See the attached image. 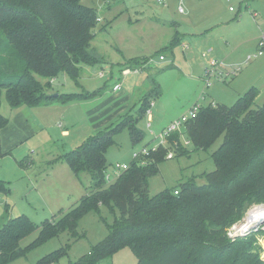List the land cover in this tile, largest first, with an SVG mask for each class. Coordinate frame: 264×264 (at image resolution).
<instances>
[{"label":"rangeland","instance_id":"1","mask_svg":"<svg viewBox=\"0 0 264 264\" xmlns=\"http://www.w3.org/2000/svg\"><path fill=\"white\" fill-rule=\"evenodd\" d=\"M84 2L95 7L101 19L91 45L101 61L81 64L77 81L61 73L50 81L51 95L96 92L94 97L67 104L13 108L7 92H2L1 114L8 124L2 130L5 155L0 159V181L5 191L0 190V227L7 216H27L35 226L20 241L26 254L9 264H40L45 257H57V252L61 257L48 264H75L107 237V224L113 223L114 216L102 205L100 213L92 211L79 221L78 237L60 233L34 245L44 222L69 212L90 192V177L81 174L78 178L64 156L99 131L133 119L143 134L136 144L131 141L128 127L115 135V143L106 155V171L111 172L117 164L130 166L134 153L156 147L165 128L196 103L231 107L239 97L254 90V108L264 104V53L259 55L264 0H168L167 5L158 0ZM180 2L184 13L179 11ZM176 39L180 43L175 46ZM212 60L224 62L225 67L218 70L219 75L211 76L207 88L206 74ZM126 68L132 69V74L124 76ZM136 69L140 72L135 73ZM118 83L122 84V92L115 94L113 88ZM146 98L155 103L150 108L151 128L148 113L138 117ZM66 131L68 135L63 133ZM224 137L206 151L194 150L192 143L185 147L189 155L175 151V158L170 160L167 154L174 148L160 146L162 149L157 151L164 159L159 163V172L149 179L150 195L178 188L192 177L205 184L200 176L215 171L212 155ZM187 138L184 135L182 142ZM138 161L146 163L143 157ZM261 208L264 204L250 206L244 218L230 228L229 238L236 239L234 227ZM253 231L256 247L264 258V224ZM99 264H138V259L131 249L123 248Z\"/></svg>","mask_w":264,"mask_h":264},{"label":"trees","instance_id":"2","mask_svg":"<svg viewBox=\"0 0 264 264\" xmlns=\"http://www.w3.org/2000/svg\"><path fill=\"white\" fill-rule=\"evenodd\" d=\"M98 19L95 7L83 0H0V159L5 155L2 130L8 124L1 114L4 90L13 108L94 97L96 92L54 97L50 81L61 73L77 81L81 64L101 61L91 46ZM179 43V39L173 42L175 46ZM38 77L46 79V84ZM256 94L248 91L231 107L204 106L188 123L187 136L196 151L208 150L225 136L212 155L215 171L200 176L205 184L192 177L178 188L152 197L149 179L159 172L164 159L161 152L154 151L146 163L133 160L130 169L108 186L106 155L115 135L128 127L136 144L143 134L129 119L87 139L64 159L78 178L81 174L90 177L91 190L72 210L44 222L34 245L60 233L78 237L79 221L92 211L100 213L105 205L114 216L113 223L107 224V237L75 264H99L123 248L133 251L138 264H264L254 231L234 240L228 236L250 206L264 204V104L254 108ZM151 102L144 100L139 118L147 114ZM179 140L176 134L170 142ZM178 153L190 152L180 142ZM0 190L5 191L1 181ZM34 230L27 216H7L0 227V264L24 256L20 241ZM55 255L43 258L40 264L61 257L58 252Z\"/></svg>","mask_w":264,"mask_h":264},{"label":"built area","instance_id":"3","mask_svg":"<svg viewBox=\"0 0 264 264\" xmlns=\"http://www.w3.org/2000/svg\"><path fill=\"white\" fill-rule=\"evenodd\" d=\"M83 1H86V0H83ZM158 2L160 4H165L167 5V2L168 0H158ZM179 11L181 13H184L185 10H184V7H183V3L180 2L179 4ZM99 22H101V19L99 18L98 19ZM259 55H262L264 53V35L263 37L260 39L259 41ZM204 56H207L206 54H204ZM161 59H163V57H161ZM225 67V63L222 62V63H219L218 61L216 60H212L210 62V67L209 69L207 70V74H206V78H208L207 80V83H206V87L209 88L211 86V82H210V78L212 75L214 76H217L219 75V72L218 70L219 69H224ZM135 73H138L140 72L138 69L134 70ZM129 74H132V69L130 68H126L123 70V75L124 76H127ZM122 89V84L121 83H118V84H115L114 85V92H118V91H121ZM204 100V98H202ZM155 103L154 102H151L150 104V108L151 106H154ZM209 105L215 107L216 104L214 102L210 103ZM204 106H202L201 104L199 103H196L194 106L191 107V109L188 111L187 114L183 115L182 117L178 118L177 120L173 121L167 128H165V130L161 133V135L159 136L160 137V143L158 145H156V147H153L151 149H148V148H145L143 149L141 152L139 153H134L133 155V159L135 161H138L140 160L142 157L143 158H147L151 155V152H154V151H157V149L160 147V146H164V147H168L169 145H171L174 150H171L168 152L167 154V159H174L175 158V151L177 152L180 148V142L181 144L186 147V146H189L190 144H192V141L187 138L185 140V142L183 143L182 142V138L184 135H187V125L190 121L192 120H195L197 117H198V114L199 112L201 111V109L203 108ZM150 108L148 109L147 113L149 115V122H148V127L151 128V121H152V112L150 111ZM179 135L180 137V140L179 141H175L174 143L171 144L170 142V139L174 136V135ZM144 163V162H142ZM130 169V166L129 165H120V164H117L113 167V170L111 172H106V175H105V181L108 185H111L113 183H115L117 181V179L127 170ZM179 191H175V194H178ZM258 210V209H257ZM255 210V211H257ZM248 219V218H247ZM247 220L244 219V222H243V226H245L247 224L246 222ZM240 225V227L242 226ZM243 226L238 228V227H234L235 229V234L239 231V230H243Z\"/></svg>","mask_w":264,"mask_h":264},{"label":"bare ground","instance_id":"4","mask_svg":"<svg viewBox=\"0 0 264 264\" xmlns=\"http://www.w3.org/2000/svg\"><path fill=\"white\" fill-rule=\"evenodd\" d=\"M261 219H264V208L258 209L257 211H252L250 216L248 217V219L246 221L247 224L245 226L242 225L243 226V228H242L243 230H239L236 234L244 233V231H246V229L248 228V226L250 224L255 223V222H257V221H259ZM241 227H240V229H241ZM263 244H264V242H263Z\"/></svg>","mask_w":264,"mask_h":264},{"label":"water","instance_id":"5","mask_svg":"<svg viewBox=\"0 0 264 264\" xmlns=\"http://www.w3.org/2000/svg\"><path fill=\"white\" fill-rule=\"evenodd\" d=\"M54 97H56L57 95H52ZM264 224V219H261L255 223H252L248 226V228L246 229V231H244V233L242 234H236L235 236L236 237H240V236H245L247 233H250L252 232L253 230H255L256 228H258L259 226L263 225Z\"/></svg>","mask_w":264,"mask_h":264},{"label":"crops","instance_id":"6","mask_svg":"<svg viewBox=\"0 0 264 264\" xmlns=\"http://www.w3.org/2000/svg\"><path fill=\"white\" fill-rule=\"evenodd\" d=\"M122 92V89H121V91H118V92H115V94L117 93V94H119V93H121ZM215 103V102H214ZM219 104V103H218ZM65 135H68V132L66 131V132H63ZM7 218V217H6ZM6 220V219H5ZM4 220V221H5Z\"/></svg>","mask_w":264,"mask_h":264}]
</instances>
